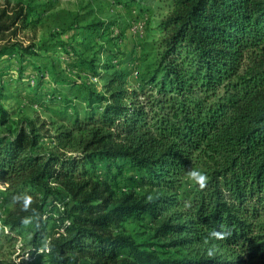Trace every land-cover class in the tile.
<instances>
[{"label": "trees", "instance_id": "trees-1", "mask_svg": "<svg viewBox=\"0 0 264 264\" xmlns=\"http://www.w3.org/2000/svg\"><path fill=\"white\" fill-rule=\"evenodd\" d=\"M41 14L0 0V59L18 61L13 74L37 54L17 36ZM102 27L82 25L93 35ZM161 27L155 65L132 89L117 54L102 49L79 62L93 77L105 72L104 91L86 94L68 123L52 135L31 120L0 132V255L8 240L26 246L0 264H24L41 248L48 264H264V0H171ZM7 120L0 106V127ZM194 164L204 179L182 193ZM144 217L157 240L148 245L120 231ZM48 226L56 236L46 242Z\"/></svg>", "mask_w": 264, "mask_h": 264}, {"label": "rangeland", "instance_id": "rangeland-1", "mask_svg": "<svg viewBox=\"0 0 264 264\" xmlns=\"http://www.w3.org/2000/svg\"><path fill=\"white\" fill-rule=\"evenodd\" d=\"M19 1L23 5L42 9V14L38 22L18 33L17 39L24 44L33 43L37 53L24 64L22 73L19 75L10 72L18 65L16 59L11 57L0 59V71L11 64L10 70L0 73V106L8 112L7 123L0 127V132L11 134L17 131L23 120H31L36 125L45 122L44 130L52 135L54 133L52 129L68 123V117L72 112L86 106L87 103L83 100L86 94L103 92V81L100 77H104L105 72L96 70L101 76L93 77L85 65L79 62L80 59L90 60L102 49L114 52L117 57L120 56L121 61L118 68L130 73H127L126 79L128 88L132 89L140 76L155 65L158 42L164 36L161 22L171 10V0H146L144 3H139L136 7L138 11L135 12L137 15L133 12L126 13L128 15L120 14L116 7L121 4L114 3L112 0ZM33 18L37 19L38 16L32 15ZM89 22H102L106 28L108 24H111L114 26L116 36L107 41L97 39L95 35L82 28L83 24ZM138 23L144 26V32L133 35L136 40L132 49L125 41V32L126 30L133 32L131 31L132 26ZM98 57L102 61L105 59L104 55ZM40 74L44 75L41 93L35 98L33 86ZM80 82H83L85 89L75 84ZM29 83L32 86L27 88ZM68 87H73L74 92L72 93H77L80 97L74 98L72 94V97L68 98ZM48 89H55L60 99L51 101L47 95L43 94ZM41 100L42 103L39 104ZM52 141L50 137L42 136L41 138V143L50 150H52ZM70 154L73 153H68ZM203 179L201 167L194 164L183 178L181 192H187L193 184ZM5 213V203L0 200V216ZM260 221L264 223V216ZM29 227V224L24 226L25 237L29 232ZM153 228L154 224L149 221L148 217H144L143 220L130 218L121 224L120 231L135 243L148 245L157 241L151 238ZM55 233L56 228L49 227L46 242L56 236ZM152 247L158 249L161 255L174 254L172 248L157 245ZM24 248L26 246L22 239L8 240L3 243L0 257L14 258L21 254L24 255ZM42 250L41 248L34 252L31 258L23 257V263L48 264L47 249Z\"/></svg>", "mask_w": 264, "mask_h": 264}, {"label": "crops", "instance_id": "crops-1", "mask_svg": "<svg viewBox=\"0 0 264 264\" xmlns=\"http://www.w3.org/2000/svg\"><path fill=\"white\" fill-rule=\"evenodd\" d=\"M139 3H144V1H140V2H139V0H135L134 2L126 1L123 4H121L122 6L119 5L118 7H116V10L122 15L126 14V13H131V12H133L134 14L137 15V13H135V12L138 11L136 9V7L138 6ZM126 15H128V14H126ZM107 27L108 28L103 26L102 29L97 34H95L97 39L107 41L109 38L116 36L114 33L110 34V31L111 32L113 31L114 26H111V24H108ZM125 36H126V40L125 41L133 49V45L135 44V40L136 39L134 38V36L132 35V33L129 30H126ZM119 57H117V59H116L117 61L118 60L121 61V58H119Z\"/></svg>", "mask_w": 264, "mask_h": 264}, {"label": "built area", "instance_id": "built-area-1", "mask_svg": "<svg viewBox=\"0 0 264 264\" xmlns=\"http://www.w3.org/2000/svg\"><path fill=\"white\" fill-rule=\"evenodd\" d=\"M131 31H133V32H131L133 35L135 33H137V34L143 33L144 32V26H142L141 23H138V24L132 26ZM113 33H115V29H113Z\"/></svg>", "mask_w": 264, "mask_h": 264}]
</instances>
